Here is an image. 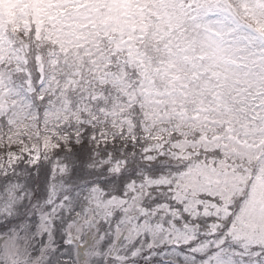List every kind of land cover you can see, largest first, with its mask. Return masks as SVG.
I'll return each instance as SVG.
<instances>
[{"label": "snow or ice", "instance_id": "6c2138e0", "mask_svg": "<svg viewBox=\"0 0 264 264\" xmlns=\"http://www.w3.org/2000/svg\"><path fill=\"white\" fill-rule=\"evenodd\" d=\"M0 264H264V0H0Z\"/></svg>", "mask_w": 264, "mask_h": 264}]
</instances>
